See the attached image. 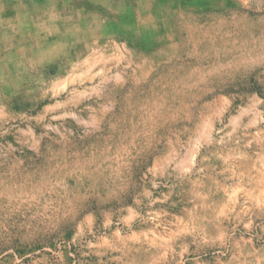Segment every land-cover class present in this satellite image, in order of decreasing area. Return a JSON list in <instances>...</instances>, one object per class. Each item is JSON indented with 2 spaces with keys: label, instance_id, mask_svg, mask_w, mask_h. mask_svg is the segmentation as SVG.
<instances>
[{
  "label": "rangeland",
  "instance_id": "374dc122",
  "mask_svg": "<svg viewBox=\"0 0 264 264\" xmlns=\"http://www.w3.org/2000/svg\"><path fill=\"white\" fill-rule=\"evenodd\" d=\"M24 1L0 0V264H264V0Z\"/></svg>",
  "mask_w": 264,
  "mask_h": 264
},
{
  "label": "crops",
  "instance_id": "0c3cea01",
  "mask_svg": "<svg viewBox=\"0 0 264 264\" xmlns=\"http://www.w3.org/2000/svg\"><path fill=\"white\" fill-rule=\"evenodd\" d=\"M51 1L52 0H42V3H44V2L45 3H49ZM28 2H29V4H27ZM36 2H38V0H29V1L27 0V1H24L23 2L24 5H25V6L23 5V8L24 9H26L27 7H29V11L28 12L26 11V13L23 14V16H24L25 19H27V20H29V19H35V18H38V15H39V17L40 16H42V17L45 16V14L42 11H40V10L38 12H36V10H35V7L36 6L34 5ZM68 2H73V0H63L62 1L63 5H64V7L62 6L63 9H66L67 10L68 7L66 5H67ZM70 8H72V7H70Z\"/></svg>",
  "mask_w": 264,
  "mask_h": 264
}]
</instances>
